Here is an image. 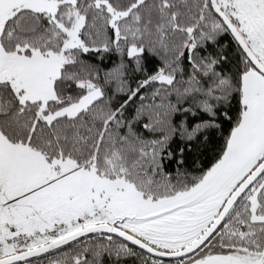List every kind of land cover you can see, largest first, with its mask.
<instances>
[{
	"label": "snow or ice",
	"instance_id": "obj_1",
	"mask_svg": "<svg viewBox=\"0 0 264 264\" xmlns=\"http://www.w3.org/2000/svg\"><path fill=\"white\" fill-rule=\"evenodd\" d=\"M0 264H264V0H0Z\"/></svg>",
	"mask_w": 264,
	"mask_h": 264
}]
</instances>
